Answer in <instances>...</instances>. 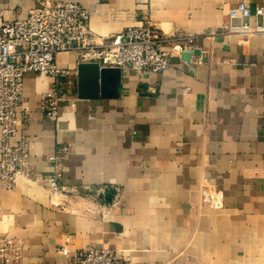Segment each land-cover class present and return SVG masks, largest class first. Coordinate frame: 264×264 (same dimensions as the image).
<instances>
[{
	"label": "crops",
	"instance_id": "1",
	"mask_svg": "<svg viewBox=\"0 0 264 264\" xmlns=\"http://www.w3.org/2000/svg\"><path fill=\"white\" fill-rule=\"evenodd\" d=\"M69 1L101 37L150 21L192 37V57L143 77L122 69L118 100H80L73 76L54 121L40 109L53 79L26 75L12 144L28 169L0 189V239L20 248L19 264H70L88 247L128 264H264V37L241 45L224 32L238 1L255 13L264 0ZM0 6L12 21L35 2ZM57 62L77 72L76 54ZM205 185L222 191L220 208L200 205ZM100 187L98 201L79 192Z\"/></svg>",
	"mask_w": 264,
	"mask_h": 264
},
{
	"label": "built area",
	"instance_id": "2",
	"mask_svg": "<svg viewBox=\"0 0 264 264\" xmlns=\"http://www.w3.org/2000/svg\"><path fill=\"white\" fill-rule=\"evenodd\" d=\"M26 18H4L0 6V189L12 190L28 169L24 145H13L18 134V106L23 101L25 77L28 74L53 79L52 87L41 97V113L54 121L60 107L69 99L71 78L77 72L58 65L61 54L74 53L79 63H98L101 67L129 69L138 77L163 73L171 58L192 49L184 41L192 37L174 33L166 35L150 21L128 27L109 37L91 29V13L69 0H33ZM255 18L257 22L251 23ZM230 24L224 32L240 37V44L264 37V5L252 13L244 1L229 11ZM67 150V149H64ZM56 181L52 185L56 186ZM106 188L79 191L97 199L105 197ZM223 204V193L209 185L200 191V205L212 209ZM20 248L8 239H0V264H19ZM65 255L69 251L61 249ZM70 264H128L125 257L109 249L88 247L75 252Z\"/></svg>",
	"mask_w": 264,
	"mask_h": 264
},
{
	"label": "water",
	"instance_id": "3",
	"mask_svg": "<svg viewBox=\"0 0 264 264\" xmlns=\"http://www.w3.org/2000/svg\"><path fill=\"white\" fill-rule=\"evenodd\" d=\"M193 55H199L194 51ZM187 61L191 53H184ZM123 94L121 68L101 67L98 63H79L77 66V96L80 100H118Z\"/></svg>",
	"mask_w": 264,
	"mask_h": 264
},
{
	"label": "rangeland",
	"instance_id": "4",
	"mask_svg": "<svg viewBox=\"0 0 264 264\" xmlns=\"http://www.w3.org/2000/svg\"><path fill=\"white\" fill-rule=\"evenodd\" d=\"M71 72H73V74H74L75 71H71ZM76 88H77V86L75 85V89H76Z\"/></svg>",
	"mask_w": 264,
	"mask_h": 264
}]
</instances>
